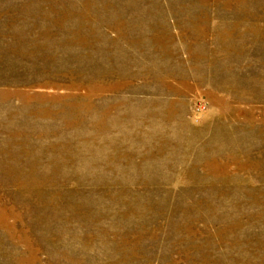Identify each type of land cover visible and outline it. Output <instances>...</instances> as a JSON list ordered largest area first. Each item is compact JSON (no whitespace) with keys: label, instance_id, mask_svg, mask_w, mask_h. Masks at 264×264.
<instances>
[{"label":"rangeland","instance_id":"374dc122","mask_svg":"<svg viewBox=\"0 0 264 264\" xmlns=\"http://www.w3.org/2000/svg\"><path fill=\"white\" fill-rule=\"evenodd\" d=\"M0 264H264V0H0Z\"/></svg>","mask_w":264,"mask_h":264}]
</instances>
